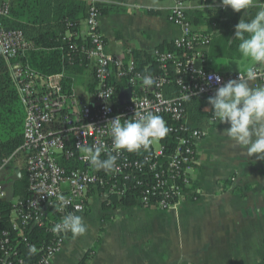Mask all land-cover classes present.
Segmentation results:
<instances>
[{
	"label": "built area",
	"instance_id": "2783aa9c",
	"mask_svg": "<svg viewBox=\"0 0 264 264\" xmlns=\"http://www.w3.org/2000/svg\"><path fill=\"white\" fill-rule=\"evenodd\" d=\"M82 1L87 4L85 33L74 38L83 44L69 43V49L93 65L96 91L84 104L63 91L62 74L45 78L16 61L30 45L21 31L3 27L8 4L0 5V54L24 110L23 143L18 151L25 156L29 194L11 199L9 225L0 224V264H25L22 247L40 255L35 264H49L74 233L94 192L101 191L104 199L138 193L141 208L164 212L195 201L199 191L191 171L197 164L196 147L210 126L236 117L226 108L229 91L249 84L254 98L264 97V68L221 75L196 66L210 37L193 28L188 14L193 9L225 10L227 0H168V21L181 35L172 41L175 52L156 49L150 54L154 73L139 71L132 60L106 51L99 31V7L109 0ZM70 39L66 34L62 42ZM113 77L125 82L117 91ZM172 86L177 95L169 93ZM125 90H130V97L122 103L119 93ZM194 97L212 101L206 107L208 128L189 124L185 103ZM59 158L89 170H66ZM99 158L108 163L98 162ZM8 161L0 163V171ZM6 198L0 183V202Z\"/></svg>",
	"mask_w": 264,
	"mask_h": 264
},
{
	"label": "crops",
	"instance_id": "0c3cea01",
	"mask_svg": "<svg viewBox=\"0 0 264 264\" xmlns=\"http://www.w3.org/2000/svg\"><path fill=\"white\" fill-rule=\"evenodd\" d=\"M226 4L231 20L237 22L235 34L247 27L254 34L263 29L258 23L264 18V0H227ZM108 5L113 10L101 15L99 31L106 51L122 60L133 50L150 55L166 49V44L181 35L168 21V0H109ZM189 15L204 17L206 12L193 9ZM202 19L193 25L195 30L208 29L212 39L220 36L213 23L207 27ZM79 33H85L83 22ZM216 40L219 43L208 46L196 66L221 75L233 73L227 60H239L248 45L239 59H229L223 57L227 45ZM253 67L264 68V59ZM247 68L249 65L237 72ZM78 80L73 98L88 103L93 94ZM207 106L202 109L205 115ZM21 108L17 117L0 110V141L21 133ZM226 108L236 117L207 126L206 136L196 147L197 164L191 171L199 191L195 201L179 203L165 212L137 206L104 210L102 195L91 193L75 232L49 264H78L96 241L99 245L90 251L87 264H264V97L254 98L250 85L242 84L229 91ZM17 170L12 167L15 176ZM7 173L0 171V183L8 197L12 187L5 178ZM230 179H234L233 185L223 184ZM93 198L100 207L95 222L89 221ZM129 211L149 216L150 224L118 226L116 218ZM79 227L84 230L80 241L76 238Z\"/></svg>",
	"mask_w": 264,
	"mask_h": 264
},
{
	"label": "trees",
	"instance_id": "16d2710c",
	"mask_svg": "<svg viewBox=\"0 0 264 264\" xmlns=\"http://www.w3.org/2000/svg\"><path fill=\"white\" fill-rule=\"evenodd\" d=\"M202 2L203 0H198ZM208 1V0H207ZM8 4V16L3 19V27L7 30H19L24 36V40L30 45L22 56L16 61L22 64H27L34 72L43 77H50L62 74L61 86L64 92L72 95L74 82L84 81L89 93L92 95L96 91V81L94 77L93 65L88 62L82 54L72 53L69 49V43H75L78 47L83 42L80 39H75L80 30V25L85 19L87 4L82 0H0V5ZM101 15L111 12V6L99 7ZM229 12L221 9H208L204 17L197 16L190 18L191 25L198 23V18H203V22L207 27L212 23L215 26V32L220 36L212 39L210 32L202 31L210 37L209 45L218 42L220 39L227 45L223 57L234 59L240 57V52L254 38V31L251 28L242 29L235 34V26L237 22L231 20ZM260 28L264 29V18L258 23ZM69 34L70 42H62V38ZM235 34V35H234ZM231 41V42H229ZM166 49L159 48L161 51L175 52L172 43L166 44ZM71 59V60H69ZM127 60H132L139 71L154 73L156 67L150 58L142 52H131ZM72 61V62H71ZM85 76V79L83 78ZM83 78V79H82ZM112 83L116 87V91L124 86V81L116 82L114 77ZM169 93L177 95V91L172 86ZM168 95V90L167 93ZM170 96V95H169ZM212 105V101L205 97L190 98L185 103V113L192 128L205 129L207 124V114L202 112V109ZM0 110L17 117L20 116L22 110L19 99L16 93L15 86L10 78V73L7 64L0 54ZM23 128V125H22ZM23 143L22 130L20 134L9 137L5 141H0V163L3 160H8V164L2 170L7 172L10 167H18L20 170V178H17L12 172V178L9 180L12 187V192L9 196L0 202V224L2 227L9 225V215L12 210L13 201L11 199H24L29 196L27 191V179L25 172V156L18 151ZM98 162L108 163V159L99 158ZM60 166L66 170L79 169L89 170L83 164L74 161L58 159ZM92 171V170H90ZM233 181L227 180L223 184L233 185ZM236 190V189H235ZM102 192L99 191L100 195ZM8 195V194H7ZM138 193L131 194L127 192L125 197L118 198L109 196L103 198L102 209L117 210L122 208L140 207L137 203ZM193 202V201H190ZM79 223V222H78ZM78 226V224H77ZM76 226V228H77ZM76 230V229H75ZM38 236H41V230L36 231ZM75 232V231H74ZM72 236L69 235L68 238ZM99 241H96L94 247L89 250L78 264H87V259L90 251H95ZM26 248V250H25ZM25 254V264H35L39 261L40 255L31 251L29 247H22Z\"/></svg>",
	"mask_w": 264,
	"mask_h": 264
},
{
	"label": "rangeland",
	"instance_id": "374dc122",
	"mask_svg": "<svg viewBox=\"0 0 264 264\" xmlns=\"http://www.w3.org/2000/svg\"><path fill=\"white\" fill-rule=\"evenodd\" d=\"M239 59V58H238ZM264 59V29H256L254 38L251 40V42L248 44L247 51L243 57H241L239 60H227V62H230L232 64V69L234 72L237 71H244L243 67L248 66L250 69L254 65H256L258 62L261 60L263 61ZM252 64V65H251ZM85 79V76H83ZM8 173L6 174V179L10 180L12 178V167L7 171ZM95 200L96 198H93L91 201V218L89 221H94L96 219V214L98 213L100 207L96 205ZM151 219L149 216L144 215V214H133V211H129L127 214L124 216H121L119 218H116L115 223L118 226H122L123 228H126L123 224H128V225H141V224H150ZM85 223V222H84ZM90 223L88 222V225ZM82 225V223H81ZM84 230L81 229L80 227L76 233V238L80 241L83 239Z\"/></svg>",
	"mask_w": 264,
	"mask_h": 264
},
{
	"label": "water",
	"instance_id": "95a60500",
	"mask_svg": "<svg viewBox=\"0 0 264 264\" xmlns=\"http://www.w3.org/2000/svg\"><path fill=\"white\" fill-rule=\"evenodd\" d=\"M130 97V90L120 91L119 98L121 99L122 103L127 102ZM16 176L20 177V171H16Z\"/></svg>",
	"mask_w": 264,
	"mask_h": 264
}]
</instances>
